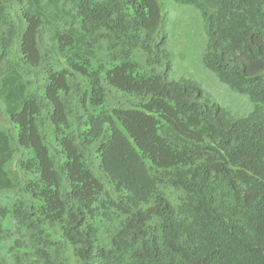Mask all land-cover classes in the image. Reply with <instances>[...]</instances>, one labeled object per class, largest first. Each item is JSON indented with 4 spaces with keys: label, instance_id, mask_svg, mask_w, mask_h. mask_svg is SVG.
<instances>
[{
    "label": "trees",
    "instance_id": "1",
    "mask_svg": "<svg viewBox=\"0 0 264 264\" xmlns=\"http://www.w3.org/2000/svg\"><path fill=\"white\" fill-rule=\"evenodd\" d=\"M174 1L246 115L169 79L159 0H0V264H264V0Z\"/></svg>",
    "mask_w": 264,
    "mask_h": 264
},
{
    "label": "rangeland",
    "instance_id": "2",
    "mask_svg": "<svg viewBox=\"0 0 264 264\" xmlns=\"http://www.w3.org/2000/svg\"><path fill=\"white\" fill-rule=\"evenodd\" d=\"M159 2L165 19L166 47L170 54L169 79L194 81L205 98L217 104L231 120L246 115L252 109L247 95L220 82L216 73L204 66L205 33L198 9L174 0ZM144 66L152 65L145 62Z\"/></svg>",
    "mask_w": 264,
    "mask_h": 264
}]
</instances>
